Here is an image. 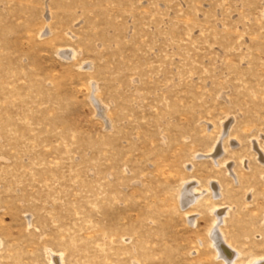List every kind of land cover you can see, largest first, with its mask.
Instances as JSON below:
<instances>
[{
  "label": "rangeland",
  "instance_id": "374dc122",
  "mask_svg": "<svg viewBox=\"0 0 264 264\" xmlns=\"http://www.w3.org/2000/svg\"><path fill=\"white\" fill-rule=\"evenodd\" d=\"M257 260L264 0H0V264Z\"/></svg>",
  "mask_w": 264,
  "mask_h": 264
},
{
  "label": "bare ground",
  "instance_id": "6f19581e",
  "mask_svg": "<svg viewBox=\"0 0 264 264\" xmlns=\"http://www.w3.org/2000/svg\"><path fill=\"white\" fill-rule=\"evenodd\" d=\"M196 198V194L194 193V190L193 189H191V187H190V184L188 183V184H186L185 185V191H184V195H183V201L182 202H184V203H188V202H191L193 199H195ZM217 234V233H216ZM218 235V234H217ZM213 236V235H212ZM216 237V236H215ZM216 239V238H215ZM219 241V240H218ZM217 241V242H218ZM222 241V240H221ZM220 248L222 249V251H224L226 254H227V256L229 257V256H231V255H233V252L226 246V245H223V243H220ZM220 248H219V252H220ZM224 254V253H223ZM226 257V256H225ZM228 257H226L225 259H226V261H228L227 259H229ZM231 258V257H230ZM228 263V262H227ZM253 264H264V260L262 261H259V260H257V261H255V262H253Z\"/></svg>",
  "mask_w": 264,
  "mask_h": 264
}]
</instances>
